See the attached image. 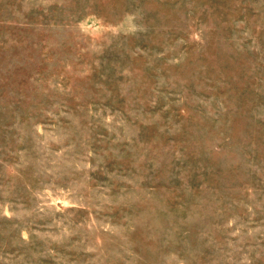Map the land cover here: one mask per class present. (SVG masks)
I'll return each instance as SVG.
<instances>
[{
  "label": "rangeland",
  "instance_id": "rangeland-1",
  "mask_svg": "<svg viewBox=\"0 0 264 264\" xmlns=\"http://www.w3.org/2000/svg\"><path fill=\"white\" fill-rule=\"evenodd\" d=\"M0 264H264V0H0Z\"/></svg>",
  "mask_w": 264,
  "mask_h": 264
}]
</instances>
